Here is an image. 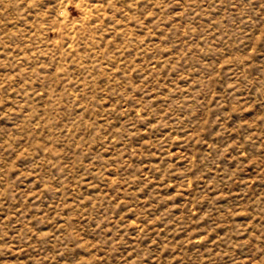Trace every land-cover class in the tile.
Returning a JSON list of instances; mask_svg holds the SVG:
<instances>
[{
    "label": "rangeland",
    "instance_id": "374dc122",
    "mask_svg": "<svg viewBox=\"0 0 264 264\" xmlns=\"http://www.w3.org/2000/svg\"><path fill=\"white\" fill-rule=\"evenodd\" d=\"M0 264H264V0H0Z\"/></svg>",
    "mask_w": 264,
    "mask_h": 264
}]
</instances>
